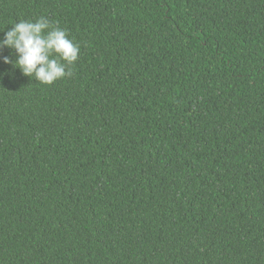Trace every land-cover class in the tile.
<instances>
[{"label": "trees", "instance_id": "1", "mask_svg": "<svg viewBox=\"0 0 264 264\" xmlns=\"http://www.w3.org/2000/svg\"><path fill=\"white\" fill-rule=\"evenodd\" d=\"M41 16L80 53L0 56V264H264V0H0Z\"/></svg>", "mask_w": 264, "mask_h": 264}, {"label": "clouds", "instance_id": "2", "mask_svg": "<svg viewBox=\"0 0 264 264\" xmlns=\"http://www.w3.org/2000/svg\"><path fill=\"white\" fill-rule=\"evenodd\" d=\"M5 47L13 50L15 59L2 56ZM79 53L80 44L73 42L65 29L43 16L19 20L4 31L0 39V56L4 63L12 64L23 75L46 85L71 77L72 65Z\"/></svg>", "mask_w": 264, "mask_h": 264}]
</instances>
